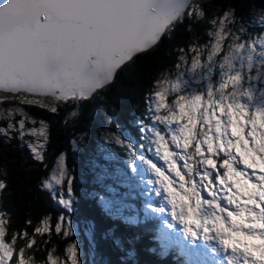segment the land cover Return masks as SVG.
Segmentation results:
<instances>
[{
    "label": "snow or ice",
    "instance_id": "1",
    "mask_svg": "<svg viewBox=\"0 0 264 264\" xmlns=\"http://www.w3.org/2000/svg\"><path fill=\"white\" fill-rule=\"evenodd\" d=\"M205 16L198 0H0V105H11L0 107V137H34L26 146L43 163L48 124L19 105L57 113L93 98L170 30ZM209 24L206 43L178 49L176 62L154 78L137 122L144 142L116 136L115 143L151 186L145 194L164 202H146L145 210L161 214L166 247L175 244L188 264H264V10L249 22L228 7ZM41 186L74 210L63 154ZM7 187L0 178V193ZM9 227L0 210V264H34L25 252L36 235L69 236L71 221L61 215L52 225L46 217L31 235L6 240ZM54 251L45 264H83L74 240L63 261Z\"/></svg>",
    "mask_w": 264,
    "mask_h": 264
},
{
    "label": "trees",
    "instance_id": "2",
    "mask_svg": "<svg viewBox=\"0 0 264 264\" xmlns=\"http://www.w3.org/2000/svg\"><path fill=\"white\" fill-rule=\"evenodd\" d=\"M198 2L206 12L203 19L188 18L170 30L158 47L122 66L113 81L93 98L62 104L57 113L22 106L36 120L48 124L43 163L34 160L25 145V138L32 141L29 136L23 142L19 137L11 141L0 137V178L8 185L0 193V210L10 217L6 240L13 232L27 230L31 235L46 217L54 225L58 217L65 215L74 225L75 237L55 232L37 234V243L25 252L26 257H34V264H45L53 249V255L63 261L65 249L73 240L79 246L83 264H188L189 257L182 255L175 244L165 246L170 242L161 235L159 220L142 212V195L135 187L139 182L130 174L127 151L115 143V137L131 138L137 146L142 143L137 122L145 117V98L154 78L176 62L178 49L196 40H209V20L222 15L228 7H235L238 17L251 22L264 10V0ZM254 28L259 30V25ZM4 124L6 121H0V126ZM60 154L64 155L73 181L72 212L59 203V191L53 198L41 186ZM60 187L56 186L58 190ZM64 189L67 198L66 185ZM110 194L116 198L112 200ZM99 198H106L109 204H102ZM133 212L137 217H128ZM23 245L24 240L18 238L16 247ZM176 251L180 256H175Z\"/></svg>",
    "mask_w": 264,
    "mask_h": 264
},
{
    "label": "rangeland",
    "instance_id": "3",
    "mask_svg": "<svg viewBox=\"0 0 264 264\" xmlns=\"http://www.w3.org/2000/svg\"><path fill=\"white\" fill-rule=\"evenodd\" d=\"M195 2V1H194ZM0 94H4V93H0ZM8 95H11V94H9L8 93ZM17 105L19 104V102L18 101H16L15 102ZM9 106H11L10 104H4V105H0V107H4V108H7V107H9ZM19 106H24V105H19ZM17 118H19V117H17ZM29 138L32 140V141H34V137H32V136H29ZM142 143L144 142L143 141V139H142V141H141ZM150 155V154H149ZM58 159H59V157L55 160V163L53 164V166H52V170H51V172H50V174H49V176H48V178L52 175V173H53V171L57 168V162H58ZM130 174L132 175V176H134L135 177V179L139 182V185L138 186H135V187H137L138 188V191L141 193V195H142V212H145L146 210H145V204H146V202H149V201H151L155 206H160L162 203H164L162 200H161V198L160 197H158V196H156L155 195V193L154 192H148L147 194H145L146 193V190L147 189H149L151 186L150 185H147L146 183H141V181H140V177L136 174V173H134V172H132L131 171V168H130ZM133 183V182H132ZM57 185H55V187H56ZM204 195L205 196H207V193H204ZM110 196H111V199L113 200L114 198H116V197H114L112 194H110ZM100 199V202L102 203V204H104V205H108L109 203V201L106 199V198H99ZM120 201V200H119ZM148 213H150L151 215L153 214L158 220H159V226L161 227V229H162V227H163V222H162V220H161V218H160V215L161 214H157V213H151L150 211L148 212ZM163 215H165V216H167V213H164ZM128 217H137V213H135V212H133L132 214H130V215H128ZM169 219H170V217H169ZM164 231H168V229H164ZM70 235L71 236H73V237H75V235H74V225H72L71 224V232H70ZM161 235H162V233H161ZM182 235V234H181ZM185 240L187 239V238H184ZM69 245V244H68ZM68 245H67V247H68ZM66 247V248H67ZM191 258H195V259H197V257L196 256H192Z\"/></svg>",
    "mask_w": 264,
    "mask_h": 264
},
{
    "label": "flooded vegetation",
    "instance_id": "4",
    "mask_svg": "<svg viewBox=\"0 0 264 264\" xmlns=\"http://www.w3.org/2000/svg\"><path fill=\"white\" fill-rule=\"evenodd\" d=\"M25 141L27 142L28 140L25 138ZM25 145H26V143H25ZM45 146H46V145H45ZM71 147H72V148H71ZM70 148L73 149V146H70L69 149H70ZM60 156H61V154L58 155V157H60ZM58 157H57V158H58ZM57 158H56V159H57Z\"/></svg>",
    "mask_w": 264,
    "mask_h": 264
},
{
    "label": "water",
    "instance_id": "5",
    "mask_svg": "<svg viewBox=\"0 0 264 264\" xmlns=\"http://www.w3.org/2000/svg\"><path fill=\"white\" fill-rule=\"evenodd\" d=\"M194 1H197V0H194ZM113 81V80H112ZM10 94V93H9Z\"/></svg>",
    "mask_w": 264,
    "mask_h": 264
}]
</instances>
